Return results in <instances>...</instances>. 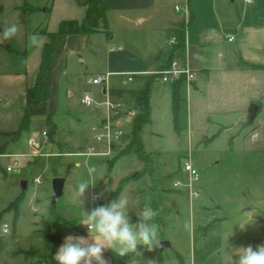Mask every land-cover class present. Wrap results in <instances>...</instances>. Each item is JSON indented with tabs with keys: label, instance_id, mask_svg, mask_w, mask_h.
<instances>
[{
	"label": "crops",
	"instance_id": "crops-1",
	"mask_svg": "<svg viewBox=\"0 0 264 264\" xmlns=\"http://www.w3.org/2000/svg\"><path fill=\"white\" fill-rule=\"evenodd\" d=\"M84 1L0 0V213L21 195H14L1 205L4 204L2 194H5L2 183L7 179L12 184L5 171L12 161L8 156L26 155L28 157L17 159L19 162L25 158V163L40 158L29 156L33 150L31 140L37 144V149L52 146L59 153L60 148L65 153H79L73 149L90 144L89 125L93 122L94 126L104 114L101 108L99 112L82 108L80 100L84 93L101 98L102 88L92 86L87 80L109 74L106 82L109 92H125L122 97L113 96V99L133 109V100L127 92L139 91L148 75L164 69L172 48L168 39L176 29L183 31V48L175 52L173 58L185 63L195 74L190 86L185 83L182 86L176 114V132L187 140L189 155L193 144H200L213 135L216 139L224 137L230 141L231 148L240 146L245 153L264 155V109H261L264 102V0H109L108 33L63 36L57 45V59L45 76L48 98L28 106L26 93L35 83L42 50L48 42L47 34L55 32L62 21L81 22L85 16ZM11 24L18 26V33L4 41L2 33ZM32 34L40 39L38 45L29 47L28 38ZM227 36L234 39L228 41ZM102 48L109 54L118 53L116 58L120 60L113 64L106 58L103 68L93 72V61L101 56ZM121 73L136 75L131 82L123 83ZM154 81L149 93L148 124L153 117V96L160 93H167L170 98L172 121L169 84ZM252 104L258 109L250 122L248 109ZM25 115H28V125L21 130ZM43 127L52 128L50 141L42 139ZM216 139H212L211 144ZM4 160L10 161L4 165ZM74 165L79 166V163ZM187 192L191 199L195 198ZM109 193L104 197L106 204ZM32 205L35 206L34 202ZM4 222L10 224L9 234L12 235L14 222L2 220L0 226ZM254 224L259 225V222ZM75 227L83 231L80 236L87 237L86 226ZM211 227L212 223L200 227L203 236ZM54 233H59L61 238L53 259L65 238L76 235L69 228ZM7 235L0 232V237ZM5 251L0 249L3 256ZM109 251L105 250L104 257L111 264ZM126 264L141 263L131 254Z\"/></svg>",
	"mask_w": 264,
	"mask_h": 264
},
{
	"label": "rangeland",
	"instance_id": "rangeland-1",
	"mask_svg": "<svg viewBox=\"0 0 264 264\" xmlns=\"http://www.w3.org/2000/svg\"><path fill=\"white\" fill-rule=\"evenodd\" d=\"M104 48L101 56L93 61V72L103 68L106 58L113 64L120 60L116 58L118 53H106ZM151 76L154 74L145 80H151ZM154 82H150V88ZM82 108L99 112L96 107L82 105ZM261 109L263 111L264 102ZM125 126L129 134V121ZM42 129V139L50 141L53 132L48 127ZM139 137L143 150L140 154L128 147L129 141H122L105 157L31 156L38 158L31 163L21 158L16 171L7 173L12 184L7 179L2 183L5 189L2 206L14 195L21 194V198L16 209L10 203L0 213V223L2 220L14 222L15 227L12 235L0 237V249L7 250L4 256L0 253V264H44L48 253H44L43 233L55 234L69 228L64 220L84 226L80 224L83 209L90 211L105 205L104 197L123 178L128 180L122 184L121 193L137 204L130 205L129 209L133 223L137 222V213L144 205L159 212L154 220L160 226L158 244L150 252L141 247L140 253L133 254L141 264H181L180 261L183 264H233L232 257L237 259L235 249L264 244V155L245 153L240 146L231 148L230 141L224 137H215L212 144L206 140L193 144L189 155L184 135L173 129L167 93L153 96L152 122L142 126ZM86 149L87 146H80L73 151L80 153ZM38 150L42 155L65 154L61 148L59 153L52 146ZM188 158L198 174V180L192 183L198 197L192 199L187 188L175 186L177 181L187 182L183 168ZM9 161L4 160V165ZM75 162L79 166H75ZM89 167L96 169L91 180L96 185L86 190L82 208L75 200V191L81 181L89 179ZM55 177L65 182L62 195L53 205L51 183ZM36 178L39 183L34 182ZM92 193L100 194L101 198L92 202ZM208 223H212V227L203 236L200 227ZM162 242L169 246L161 250Z\"/></svg>",
	"mask_w": 264,
	"mask_h": 264
},
{
	"label": "clouds",
	"instance_id": "clouds-1",
	"mask_svg": "<svg viewBox=\"0 0 264 264\" xmlns=\"http://www.w3.org/2000/svg\"><path fill=\"white\" fill-rule=\"evenodd\" d=\"M18 26H7L2 39L7 41L18 33ZM39 36L32 34L28 38V46L38 45ZM96 171L89 167V179L81 181L75 191V200L82 206L86 190L96 184L92 183V174ZM130 205L137 204L126 194H119L108 204L84 211L81 225L86 226L88 235H68L54 255L56 264H109L104 257L105 250L115 252L117 257L123 258L131 254L140 253L142 247L152 251L158 244L160 226L154 222L159 215L148 205H144L137 213L136 223L129 215ZM237 259L233 264H264V244L251 245L235 249Z\"/></svg>",
	"mask_w": 264,
	"mask_h": 264
},
{
	"label": "trees",
	"instance_id": "trees-1",
	"mask_svg": "<svg viewBox=\"0 0 264 264\" xmlns=\"http://www.w3.org/2000/svg\"><path fill=\"white\" fill-rule=\"evenodd\" d=\"M109 0H85L82 2V5L85 7V16L81 22L77 21H62L60 22L58 29L55 32L48 33V42L44 45L41 55V62L39 66V71L36 76L35 83L32 87L27 90L26 93V102L28 106L37 105L47 100V87L45 84V76L48 69L55 63L57 59V45L59 41L65 35H90L96 33H108V21H107V9H108ZM27 11H32L27 9ZM172 36L175 38V43L169 51V57L167 59V64L164 66L166 68L170 61L173 59V54L179 52L183 48V31L177 29L173 32ZM247 66L243 64V66ZM250 66V65H249ZM149 78V77H147ZM151 80H145L142 89L139 91H129L127 95L133 100V108L136 109V115L132 120L131 129L129 134H126L122 137V141H129L128 147L134 148L135 153H142V143L139 137V132L143 125L150 122V106H149V93H150V82L157 79V76H151ZM184 85V78L180 77L177 80H174L169 83L171 87V100H172V112H173V129L176 130V114L179 110V104L181 102V89ZM122 90H111L110 94L116 97H122L124 95ZM28 125V115H25L22 124L21 130H23ZM52 129V128H50ZM216 135H213L207 142L212 141ZM126 147L127 149H129ZM125 148V149H126ZM124 151V150H123ZM128 179L123 178L119 181L118 186L109 193L107 204L115 199L122 189V184H124ZM21 198V195L11 203L12 206H15L16 209L17 201ZM63 220V219H62ZM64 222L68 225L69 229L76 235H82L83 231L75 227V224L72 221ZM61 235L59 233H43V242H44V253H48V256L44 259V264H56V261L53 259V253L60 243ZM108 256L111 259V264H126L130 259V255L120 258L116 256L115 252H108ZM158 264H160L158 262Z\"/></svg>",
	"mask_w": 264,
	"mask_h": 264
},
{
	"label": "built area",
	"instance_id": "built-area-1",
	"mask_svg": "<svg viewBox=\"0 0 264 264\" xmlns=\"http://www.w3.org/2000/svg\"><path fill=\"white\" fill-rule=\"evenodd\" d=\"M175 10L178 11L179 7L176 6ZM233 36H227L228 41H232ZM175 43L174 36L168 39V45L173 46ZM157 76L158 81L164 84H169L170 82L177 80L180 77L184 78V83L186 86H190L191 82L195 80V74L192 72L185 63L181 64L178 59L173 58L168 66L164 69L152 73ZM123 77V83L131 82L136 74L133 73H121L119 74ZM109 74L96 75L87 80L92 86H100L102 88L101 98L94 97L90 93L86 92L81 97V104L88 108H101L104 114L100 121L96 123L91 128V138L90 144L87 146L86 151L80 153H65V154H49L42 155L38 149L37 144L34 141H30L29 144L32 147V152L29 156H108L111 151L121 144L122 137L126 135L125 123L132 120L136 112L131 108H126L124 104L118 100L113 99L108 88L106 87V82ZM44 134V133H43ZM11 163L6 166L5 171L7 173L15 172L18 166V158L28 157L26 155H12ZM184 172L186 173L187 182L182 184L180 181L175 183V186H183L189 191V195L196 197L198 193L192 189V183L198 180V174L196 169L192 166L190 158L184 161ZM35 183H39V179H34ZM99 199L98 194H91L90 200L96 201ZM0 232L2 235H7L10 232V224L2 223L0 226Z\"/></svg>",
	"mask_w": 264,
	"mask_h": 264
},
{
	"label": "water",
	"instance_id": "water-1",
	"mask_svg": "<svg viewBox=\"0 0 264 264\" xmlns=\"http://www.w3.org/2000/svg\"><path fill=\"white\" fill-rule=\"evenodd\" d=\"M257 109H258V107L255 104L250 105V107L248 109L249 121L250 122L253 121L254 116H255V114L257 112ZM63 184H64V179L63 178L56 177V178L52 179V183H51V187H52L51 203L53 205L55 204L56 199L62 195ZM168 246H169V244L167 242H162L161 245H160V249L163 250L164 248H166Z\"/></svg>",
	"mask_w": 264,
	"mask_h": 264
}]
</instances>
